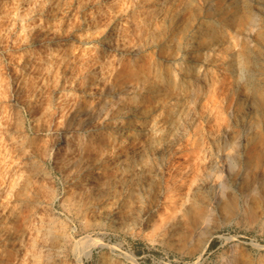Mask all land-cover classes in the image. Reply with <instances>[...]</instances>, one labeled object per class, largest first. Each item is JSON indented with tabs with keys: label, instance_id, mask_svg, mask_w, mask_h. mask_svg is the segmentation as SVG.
I'll list each match as a JSON object with an SVG mask.
<instances>
[{
	"label": "rangeland",
	"instance_id": "1",
	"mask_svg": "<svg viewBox=\"0 0 264 264\" xmlns=\"http://www.w3.org/2000/svg\"><path fill=\"white\" fill-rule=\"evenodd\" d=\"M152 1L0 0V217L9 216L19 200L20 204L25 200L20 207L24 209L20 211L22 227H38L40 231L44 226V230L54 232L63 264H264V182L257 188L231 183L226 193L230 196L208 202L209 218L201 226L195 224L196 214L188 213L154 230V212H148V216L123 205L127 171L154 157L162 136L159 131L173 126L181 110L192 102L189 91L195 78L205 69L215 68L213 51L202 36L214 22L206 0L166 4L140 39L128 28L131 22L146 28L144 11ZM250 5L264 21V0H254ZM185 16L186 24L179 23ZM96 23L106 29L99 30ZM116 29L121 36L130 33L138 50L135 62L134 56L125 55L121 65L125 75L120 82L115 80V67L102 63L113 54L110 38H120ZM162 66L173 81L166 102L151 109L148 119L132 118L129 109L113 110L109 121L102 119L100 129L82 133L87 137L86 156L83 154L84 161L80 160L75 174L61 170L54 147L69 135L72 113L97 105L103 73L112 75L111 83L116 88L122 84L141 86L133 95L140 102L144 93L161 86ZM188 67L192 71L188 72ZM45 78L49 82L43 84ZM159 121L161 124L154 127ZM142 124L149 126L147 131H139L137 127ZM122 129L127 136L119 139L116 131ZM140 146L143 152L131 154L132 160L113 168L115 172L108 168L112 156L136 148L141 151ZM96 151L110 156L101 163L99 156H93ZM89 160L94 167L87 163ZM81 163L91 165L88 172L103 174L105 203L92 197L87 170L79 171ZM24 218L29 220L25 222ZM97 242L104 243L103 247L96 246Z\"/></svg>",
	"mask_w": 264,
	"mask_h": 264
},
{
	"label": "bare ground",
	"instance_id": "2",
	"mask_svg": "<svg viewBox=\"0 0 264 264\" xmlns=\"http://www.w3.org/2000/svg\"><path fill=\"white\" fill-rule=\"evenodd\" d=\"M172 1L176 0H153L150 4L148 3L150 7L147 6V10L145 8L143 18L146 20V28L143 25V28H140L141 26L131 22V24L129 23L130 28H128L130 31L127 29V32L133 33L132 35L140 39L145 37L146 29L150 28L153 20H157L155 18L161 14L163 7ZM253 1L224 0L223 4H218L216 0H206L209 8L208 14L213 17L214 22L203 30L202 36L206 37L213 51L212 61L215 68H207L195 78L192 90L189 91L192 102L183 109L180 107L182 110L179 119L173 126L159 131L162 136L157 142V147L155 146L154 157L145 164L127 171V186L125 193H121L124 199L123 205L131 209L136 208L138 213L154 212V230H159L163 224L174 222L180 215L188 213H195V224L201 226L209 218L208 202L210 203V200L218 202L225 195L226 197L230 196L226 193L230 190L231 183L236 186L249 184L257 188L264 182V21L260 20V14L256 12V8L249 6ZM249 7L251 10L248 9ZM142 14L140 17L143 16ZM134 18L132 19L136 21ZM127 22L129 21L127 20ZM185 22L186 16L181 17L179 23L184 24ZM98 25L99 28H97L101 30L103 27ZM121 27L118 28L121 29ZM115 32L120 35L119 39L115 37L116 34L113 36L115 39L111 40L110 38L109 40V36L107 37L113 52L112 57L107 60L101 58V60L105 67L110 64L115 67L114 77L117 82H120L125 75L121 69L125 55L134 56L132 62H135L134 58L138 50L135 47L136 42H133L134 39L129 36L130 33L127 34V37L123 35L125 32L122 33V36L117 29ZM103 69L102 71H104ZM187 71H192V67H188ZM107 74L105 73V77L103 73L98 84L99 99L97 102L96 99L94 100L97 105L93 108L84 106L85 109L72 113L68 120L69 135H66L65 138H67L64 140L60 139L54 147L58 166L66 173L68 171L73 174L74 169L81 162L80 160H83L87 142V137L85 138L84 135L96 131L103 122L102 119H108L113 110L126 111L129 109L133 115L132 118L138 120V117H146L151 109L165 103L169 98L170 90L173 91L170 89L173 86L170 73L163 66L161 86L151 92L144 93L140 102H136V96L133 95L141 86H123L122 84L116 88L111 83L114 80L110 78L112 75L109 77ZM97 78L99 79V76ZM48 82V78H45L43 84ZM205 94H207L206 98L203 96ZM128 100L130 103L125 107ZM158 124H161V121L152 126L157 127ZM148 127L142 124L137 128L140 129L139 131H147ZM128 128L126 129L128 130ZM124 131L125 129L117 130V138L120 139L126 135ZM137 152L142 153L143 148L141 151L140 148H136L125 154H116L114 158L112 156L108 168L117 169L130 158L131 154L134 155ZM110 153L112 152L110 151ZM93 156H99L97 157L99 161L104 163L110 155L107 156L104 152L96 151ZM90 160L87 163H90ZM1 161L3 162V160ZM90 166L83 164L81 168H78L79 171L87 170V180H89L87 182L91 183H89V187L91 186L89 190L92 197L104 202L102 198L105 197V190H107L104 189L106 181L99 171L88 172L92 170L88 169ZM122 175L123 173L119 175V180ZM20 202L19 200L18 203L20 204ZM24 202L26 201L24 200ZM19 204H14L13 212L9 216L3 217V219L0 217V264H63L64 261L60 258L62 256L61 248L56 243L54 232L48 228L44 230V226L39 231L37 225L38 229L30 228V225L29 228H23L24 220L21 225L22 212H20L23 208L20 210L22 204ZM4 206L6 205L3 203V209H6ZM192 222L194 223L193 219ZM24 227L26 226L24 225ZM97 245L103 247L104 243L97 242Z\"/></svg>",
	"mask_w": 264,
	"mask_h": 264
}]
</instances>
